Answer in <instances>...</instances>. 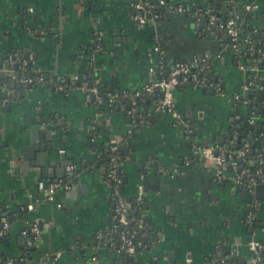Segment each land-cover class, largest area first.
<instances>
[{
    "label": "crops",
    "instance_id": "crops-1",
    "mask_svg": "<svg viewBox=\"0 0 264 264\" xmlns=\"http://www.w3.org/2000/svg\"><path fill=\"white\" fill-rule=\"evenodd\" d=\"M222 1L212 0L219 13ZM131 2L0 0V64L17 51L25 58L31 55L34 72L51 81L85 66L97 73L99 83L134 91L152 80L150 59L155 60L153 47L158 45L169 61L208 56L211 78L221 84L224 95L212 86L178 87L174 100L180 121L169 113L148 115L129 145L124 136L130 133L131 119L122 107L98 111L77 89L56 91L39 83L18 89L16 79L3 83L0 223L7 214L13 215V223L11 235L0 239V254H19L33 246L31 264H218V259L264 264V187L262 198H257L255 186L233 188L234 173L218 176L213 157L196 149L214 139L222 141L239 118L235 95L244 99V111L249 101L259 112L264 109V97L259 100L257 93L264 85V70L256 73L262 84L252 85L257 76L240 67L226 33H210L202 20L199 10L210 7L207 0H176L186 8L184 13L166 10L144 27L132 19ZM236 2L256 5L247 26L264 37V0ZM155 99L147 100L149 108ZM95 123L105 132L99 139L113 141L123 153L124 197L143 191L141 216L150 241L133 259L108 241L114 205L103 160L90 150ZM184 124L191 129L189 139L182 133ZM252 125L255 132L249 136L264 156V116ZM41 146H46L45 154ZM141 165L145 173L139 171ZM60 182L69 188L58 189L51 202L28 208L42 192L40 184ZM249 194L251 201L246 200ZM251 204L253 228L247 222ZM32 223L40 233L29 242L20 229ZM251 241L262 247L260 262L253 259Z\"/></svg>",
    "mask_w": 264,
    "mask_h": 264
},
{
    "label": "built area",
    "instance_id": "built-area-1",
    "mask_svg": "<svg viewBox=\"0 0 264 264\" xmlns=\"http://www.w3.org/2000/svg\"><path fill=\"white\" fill-rule=\"evenodd\" d=\"M133 8L132 19L138 24L140 27H144L149 24L151 21H155L159 14L155 11L156 8L160 6L167 7L168 11L176 12V13H184L186 8L183 4L177 3L176 0H132L131 2ZM256 5L249 4L245 5V11L253 12ZM199 14H202L203 20L204 16H206V26L207 29L212 28H220L222 25L220 24L219 17L214 14L210 8L206 7L205 9L199 10ZM238 23V22H237ZM236 23L234 19L229 20L225 25V33L230 39L232 43L231 47L234 52L240 51V38L239 35L241 33L240 26ZM99 32V31H97ZM101 33H97L96 42L97 44L100 42ZM246 43L249 44V50L253 49L254 40L247 38L245 40ZM154 52H156V58L150 59V68L149 71L152 74V80L145 84L142 88L134 90V91H119L118 93L107 92L105 97L108 99V102L111 104L116 101L119 97L128 98L131 107L127 110V114L130 117L134 116L135 106L137 104V99L143 97L145 95H157V100L154 103L152 109L147 113L149 116L154 113H169L176 120L180 121V115L175 108V100L174 93L178 87H194V88H203L207 86H212L216 90V92L220 95H224L223 87L220 83L208 80V78L203 75L207 73L210 68V58L208 56H203L201 58H193L191 60L183 61V60H175L170 61L172 64L171 69L168 73H164L161 70L162 66L159 65L161 59L164 58V52L160 49L158 45L153 47ZM29 57H24L20 52H13L8 55V61L6 64H0V71L6 75L12 76L21 84H44L47 87L53 88L56 91H69L71 89L79 90L83 96L84 101L86 103H90L91 99L95 98L97 101H100L99 90L95 85L97 80L92 84L88 83L87 80H83L81 83L75 85V80L78 79L77 75L70 76L69 79L62 77L59 82L48 80L42 73H37L35 76H24V72L16 73L12 66L14 64L25 66L30 63ZM241 68H247L258 74L259 71H263L264 68H260L256 63L251 65V67H245L242 63L240 64ZM68 80V81H67ZM255 78L252 82V85L255 84ZM254 83V84H253ZM264 92V85L261 87ZM240 96L235 95L234 99H239ZM264 97V95H263ZM122 107V106H120ZM94 127V126H93ZM191 132V129L188 127V124H184L182 129L183 134H188ZM236 135H233L232 139H235ZM109 148L111 151L117 150V145L111 141L109 142ZM197 150H201V152L207 157H213L215 163L217 165V175L222 176L227 171H232L234 173L233 179V188L242 184L241 177L242 175H246L249 173L248 168L238 169L239 166L236 162L233 161L232 156L233 153L226 150L223 147H214L213 145H203L196 147ZM249 151V145L244 143V147L238 152V156L242 159L245 158V154ZM116 157L111 156L110 161L113 163V166L116 162ZM256 160L259 163H262L264 160V156L261 152H258L256 155ZM230 168V170H228ZM69 171L71 167L67 168ZM117 169H112L109 171L105 177L106 181L112 187V198H113V216H112V229L110 231V235L108 237V241L110 245L114 244V234H116L117 239L121 242L120 246L116 248L118 253H125L129 256L135 255L138 247H143V244L139 240H134V234L140 232L142 235L146 233V226L144 222L141 220L136 221V228L130 227V224L133 219L129 217V212L132 208V202L124 197V195L120 191V186L122 184V180L120 176L117 174ZM256 177L261 175V171L258 170L255 173ZM258 182L252 180L249 186H246L245 189L251 190ZM60 188L68 189L69 186L66 183H56L43 185L40 184L41 193L38 195L34 204H29L28 208L33 209L36 204L51 202L54 200L56 191ZM138 195L135 197L137 201L143 202L142 197V189L140 188L138 191ZM58 207H61V204H57ZM247 222L251 224V217L247 214ZM130 227V228H129ZM119 228V230H118ZM10 229L8 216L4 215L1 218V227H0V237L4 236L8 233ZM40 233L39 228L35 223L26 225L24 229L21 230V234L25 237H29L32 239L37 237ZM250 248L256 255V259L260 262V250L261 245L258 242L251 241ZM10 260L6 261V264H11ZM218 264H229L224 259H218Z\"/></svg>",
    "mask_w": 264,
    "mask_h": 264
},
{
    "label": "trees",
    "instance_id": "trees-1",
    "mask_svg": "<svg viewBox=\"0 0 264 264\" xmlns=\"http://www.w3.org/2000/svg\"><path fill=\"white\" fill-rule=\"evenodd\" d=\"M207 2L210 5L211 11L216 14L219 17L220 24L222 27L220 28H212L209 29L210 33L215 32V33H223L225 32V25L226 23L234 19L236 23L240 26L241 28V33L239 35L240 38V51L234 52L231 45L232 43L230 42V39L228 38V46L233 51L237 59L240 60V62L245 66V67H251L254 63H256L260 68H264V37H262L260 34L256 35V33H253L252 30L247 26V21L251 17V13L249 11H245L244 5H239L236 0H223V12L219 13L213 6L212 0H207ZM222 7V5H221ZM221 9V8H220ZM167 10L166 5L165 6H160L155 9V11L158 12V14H162L164 11ZM206 16H204V23L206 25ZM247 38L253 39L254 40V45L253 49L249 50V44L245 42ZM7 63V61H5ZM159 65L162 66L161 70L166 74L168 71L171 69L172 64L171 62L164 56L163 59L160 60ZM14 71L16 73H21L24 72V76H35L37 74L34 72V69L30 63L26 64L25 66L21 65H16L14 64L12 66ZM211 68H209L207 73H204L208 80L213 81L211 78ZM75 75L78 76V79L75 80V85L78 83H81L83 80H87L88 83H94L97 80V73H95L94 70H90L85 66L80 67V69L75 73ZM260 76V74H257ZM255 81L254 86L261 85L263 80L258 79ZM62 77H65L66 79H69L70 77L68 76H61V77H54L52 80L54 82H59ZM14 79L10 75H3L0 77V86L3 83H8ZM47 79H51L50 77H47ZM68 81V80H67ZM98 87L99 90V97L100 101H97L95 98L91 99L90 104L95 106L96 109L99 111H105V112H110V111H115L116 109L121 108L122 106V112H125L127 114V110L131 107V103L128 98L124 97H119L116 99L115 102L109 103L108 99L105 97V94L107 92H112V93H118L119 90L114 88L111 85H107L105 83H99L96 82L95 84ZM1 94V91H0ZM153 96L156 97L154 103L157 100V95L152 94V95H145L143 97L138 98L137 104L135 106V113L133 117H130L131 121V130L130 133L125 134L124 139L127 140V143L131 145L132 139L135 136V132H137L140 128L146 125L147 121L149 120L148 112L150 111L149 108L150 102L147 100L153 99ZM243 101L244 99L242 97H239V99L236 100V106H235V113L236 115H239V118L235 119L232 124L227 128L226 133L222 136L223 139L222 141H219V139H214L211 141V143L206 144V145H213L214 147H223L226 150L230 151L233 153L232 159L234 162H236L239 166V170L242 168H248L249 173L246 175H242L241 177V182L242 184L238 185L236 188L238 190H244L246 186H249V184L252 182V180H255L256 182L260 183L261 181L264 182V160L262 163H259L256 160V155L258 152H261L259 150L258 144H254V141L250 140L249 134L252 132H255L254 127L252 125V120H257L259 122L260 118L264 116V109L259 112L258 109L254 106V104L249 101L247 104V109L246 111L243 110ZM154 105V104H153ZM152 105V107H153ZM119 107V108H118ZM120 111V109H119ZM97 123V122H96ZM94 124V129L92 131V138L94 139L93 142H90V150L94 152L96 155V159L98 157H101L103 160V163L105 165L104 167V176L106 177L107 173L111 171L112 169H117L119 170V176L122 180L123 177V153L120 152V150L117 147L116 151H111L109 148V142H104L105 140L99 139L100 134H105L103 131L102 127L97 124ZM264 129V128H263ZM258 130V129H257ZM261 130L256 131L259 133ZM185 138L190 136V133L184 134ZM233 135H236L235 139L233 138ZM104 137V136H103ZM244 143H247L249 145V151L245 154V158L242 159L241 157L238 156V152L244 147ZM115 156L116 162L113 166V163L110 161V157ZM260 170L261 175L256 177L255 173ZM140 172L145 173L146 168L141 165L140 167ZM122 185V184H121ZM120 191L123 194V187L120 186ZM40 195V194H39ZM132 202V208L129 212V217L132 220L130 227L136 228V221L138 220H144L141 216V211L143 209V204L139 201L136 200L135 197L132 198H127ZM255 213V207L254 205H250L247 210V214L250 215L251 217V224L252 228L255 226V221L253 219ZM8 216V221H9V226L10 229L7 234L2 237H7L11 235V228H12V220H13V215L12 214H7ZM1 227V223H0ZM26 225L22 227L24 229ZM129 227V228H130ZM20 229V230H22ZM119 230V228H118ZM148 235V228L146 226V233L142 235L140 232L137 231V233L134 234V240H139L142 242L143 247H138L137 251L135 254H138L143 251L145 246L149 244V237ZM114 244L115 248H118L121 244V242L117 239L116 234H114ZM33 246H29L26 248H22V252L19 254H10V255H5V254H0V264H6V261L10 260L12 263L11 264H31V253L30 251H33ZM126 257L129 255L125 254L122 252Z\"/></svg>",
    "mask_w": 264,
    "mask_h": 264
},
{
    "label": "water",
    "instance_id": "water-1",
    "mask_svg": "<svg viewBox=\"0 0 264 264\" xmlns=\"http://www.w3.org/2000/svg\"><path fill=\"white\" fill-rule=\"evenodd\" d=\"M202 20H203V18H202ZM171 61H175V60H171ZM3 76V73L0 71V77H2ZM46 78H47V75L45 76ZM12 86H14V81L12 82ZM27 87H31L32 86V84H25ZM16 87L18 88V89H21L22 88V84H20V83H17L16 84ZM257 93H258V95H259V100H262V97H263V95H264V92H263V90H259V91H257ZM5 96H6V93L5 92H2L1 93V97L2 98H5ZM260 110V109H259ZM257 128H258V126H257ZM50 133H49V131H47L46 132V135H47V137L49 136V139H50V135H49ZM250 138V140L252 141V136L251 137H249ZM38 146V143H36V146H35V148L36 149H39V147H37ZM47 147H49L48 149L49 150H51L52 149V143L50 142L48 145H47ZM41 149L44 151V153L43 154H45L46 153V146H41ZM123 160V159H122ZM66 164V163H65ZM154 165H156V163H154ZM228 170H230V168H228ZM117 172V174L119 175V170H117L116 171ZM126 183V178L123 176L122 177V185H121V187H123V185ZM263 187H264V185L263 184H257V185H255V189H256V195H257V198H262V196H260L261 194H262V192H263ZM245 189V188H244ZM146 190V189H145ZM251 198H252V196L249 194L247 197H246V200L247 201H251ZM22 241H25V239L23 238L22 239ZM28 241L29 242H31L32 241V239L31 238H28ZM233 255H234V253H233ZM129 258L130 259H133L134 258V255H131V256H129ZM253 259H256V255L254 254L253 255ZM183 264H186V263H183ZM251 264H256V263H251Z\"/></svg>",
    "mask_w": 264,
    "mask_h": 264
}]
</instances>
